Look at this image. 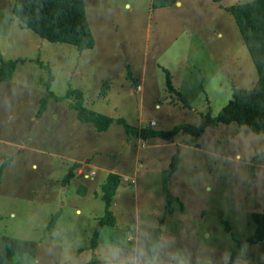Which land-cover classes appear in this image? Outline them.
Masks as SVG:
<instances>
[{"label": "rangeland", "instance_id": "obj_1", "mask_svg": "<svg viewBox=\"0 0 264 264\" xmlns=\"http://www.w3.org/2000/svg\"><path fill=\"white\" fill-rule=\"evenodd\" d=\"M159 1L85 0L94 47L78 51L22 26L13 0H0V55L19 61L12 80L0 84V165L8 161L0 182V235L40 243L20 264L94 258L132 264L148 255L153 237L164 264L180 258L185 264H264V241L245 243L232 259L237 241L255 232L252 213L264 212V135L230 122L207 128L199 140L179 132L168 142L144 141L115 121L104 131L81 123L68 105L73 97H51L35 116L50 92L76 89L90 109L166 131L217 114L232 97V84H254L257 72L240 31L221 9L253 0L155 7ZM164 71L189 106L166 90ZM71 155L85 156L82 173L93 170L94 180L77 176L61 184ZM108 172L120 175L115 223L102 228L92 250Z\"/></svg>", "mask_w": 264, "mask_h": 264}, {"label": "trees", "instance_id": "obj_2", "mask_svg": "<svg viewBox=\"0 0 264 264\" xmlns=\"http://www.w3.org/2000/svg\"><path fill=\"white\" fill-rule=\"evenodd\" d=\"M178 1L162 0L156 2L154 6L169 7L175 5ZM212 1L215 3L220 2V0ZM221 9L234 19L256 69L257 78L251 87H237L232 84V97L217 114L205 113L201 116L202 119L198 124H177L166 131H153L146 127L130 125L122 117L114 118L88 108L85 106L84 94L73 89L68 90L62 96H54L50 92L47 96L41 98L39 108L35 113L36 118L42 115L51 97L58 101L73 97L68 105L76 111V118L80 122L91 123L97 131H104L115 121L124 127L128 136L139 137L144 141L156 139L161 142H168L179 132L186 133L194 140H199L207 128L230 122L245 125L254 133L264 135V0L232 4L221 7ZM12 12L20 20L22 26L31 28L43 39L52 42L70 43L78 51L94 47V36L87 17L85 0H13ZM18 62V60L7 61L0 55V84L12 80ZM45 68L47 69V67ZM164 84L167 91L174 92L176 98L182 102V106H189L187 98L171 85L167 71H164ZM47 88H50V82H47ZM7 163L8 161H5L0 165V182ZM79 166L80 163L75 162L68 168L61 180L62 185L70 182ZM174 168L175 162H171L169 171L174 170ZM119 182L120 175L118 173L108 172L101 184L104 213L96 222L94 235L92 236V250L98 244L102 228L114 226L115 216L111 210V205ZM58 214L59 211L52 216L48 223L49 227L53 225ZM252 218L256 223L255 232L251 237L237 241V249L233 253L232 259L240 256L245 243L258 244L264 241V212H253ZM226 230L229 231L228 226ZM153 240L154 237L151 240L148 255L151 254V247L156 245V241ZM36 251L37 243L35 241L0 235V264H20L25 255L34 257ZM87 264L104 263L94 258Z\"/></svg>", "mask_w": 264, "mask_h": 264}, {"label": "crops", "instance_id": "obj_3", "mask_svg": "<svg viewBox=\"0 0 264 264\" xmlns=\"http://www.w3.org/2000/svg\"><path fill=\"white\" fill-rule=\"evenodd\" d=\"M178 4H179V2H178ZM2 85H3V84H2ZM135 87H136V86L134 85V89L136 90ZM58 109H59V108H58ZM60 109H61V108H60ZM60 109H59V111H60ZM58 114H59V116H63L64 112H62V113H58ZM73 122H74V121H73ZM81 123H82V122H81ZM66 159L69 160V161H71L72 164L75 163V162L85 161V160H86L85 156H82L81 158H76L74 155L68 156ZM72 164H71V165H72ZM71 165H70V166H71ZM70 166H69V167H70ZM69 167H68V168H69ZM81 168L84 169V167H82L81 165L76 169V171H75V173H74V176L72 177L71 180H74L77 176H78V177L84 176V178L88 177L87 175H89L90 172L87 174V173H86L87 170H86L84 173H82ZM92 171H93V170H91V172H92ZM79 172H81L82 175H80ZM87 172H88V171H87ZM93 172H94V171H93ZM95 174H96V173H94V176H93V175H92V176H89L88 179L90 178L91 181L94 180V179H95ZM71 180H70V181H71ZM113 197H114V196H113ZM114 203H115V202H114ZM114 203H113V199H112L111 210H112L113 214H115L114 211H113V209H112V206H113ZM74 211H75V213H78V212H79V209H78V208H75ZM54 225H55V223H54ZM129 236H130V235H129ZM135 242H136V240H135ZM37 244L40 245L39 242H38ZM98 246H99V243H98L97 246L95 247V250L98 248ZM130 249H134V250H135V246H134L133 248L131 247ZM134 250H133V251H134ZM106 260H107V259H106ZM106 260H105V261H106ZM135 263H136V261H134V259H133L132 264H135Z\"/></svg>", "mask_w": 264, "mask_h": 264}, {"label": "clouds", "instance_id": "obj_4", "mask_svg": "<svg viewBox=\"0 0 264 264\" xmlns=\"http://www.w3.org/2000/svg\"><path fill=\"white\" fill-rule=\"evenodd\" d=\"M159 249L156 245L151 247V254L145 255L142 261L137 260L136 264H164V262L157 255ZM141 254H144V250L140 249ZM175 255V254H174ZM176 264H185V260L180 258L176 261Z\"/></svg>", "mask_w": 264, "mask_h": 264}, {"label": "built area", "instance_id": "obj_5", "mask_svg": "<svg viewBox=\"0 0 264 264\" xmlns=\"http://www.w3.org/2000/svg\"><path fill=\"white\" fill-rule=\"evenodd\" d=\"M149 124H153V122H150ZM79 173H81V172H79ZM92 175H94V172H93V171H92V172H90V173H89V175H87V176L89 177V176H92ZM132 238H133V237H129V238H128V240H130V241H131V240H132ZM133 239H134V238H133ZM134 241H135V239H134Z\"/></svg>", "mask_w": 264, "mask_h": 264}]
</instances>
